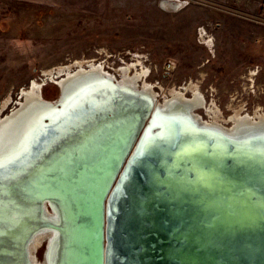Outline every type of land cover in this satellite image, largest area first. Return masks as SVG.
Here are the masks:
<instances>
[{
  "label": "rangeland",
  "instance_id": "obj_1",
  "mask_svg": "<svg viewBox=\"0 0 264 264\" xmlns=\"http://www.w3.org/2000/svg\"><path fill=\"white\" fill-rule=\"evenodd\" d=\"M160 2L0 0V111L7 97L10 99L1 113L7 115L15 109L21 92H29L33 81L40 85L42 100H55L59 81L66 77L57 76L55 70L73 65L71 74L82 62L86 69L95 63L113 76L121 66L135 64L131 76L146 70L140 84L144 80L153 85L158 101L171 89L193 84L207 105L198 113L204 121L210 119L207 110H217L226 119L238 109L252 116L258 110L264 114V0H187L175 10ZM51 70V76L45 75ZM114 79H120L119 74ZM186 94L191 96L189 88ZM149 145L154 151L162 147L154 141ZM20 181L7 189L11 206H0L2 242L15 237L30 219L27 206L23 209L27 199L18 188ZM147 195L148 189L144 195L139 192L135 207L147 208ZM259 202L253 204V211L244 204L232 216L224 205H212V224L198 223L197 241L187 239L200 249L180 251L178 264H193L202 257L216 262V251L234 248L244 253L242 258L254 254L257 264H264V203ZM241 214L246 216L243 224L249 222L253 233L236 234L241 229ZM140 221L135 219L137 228ZM17 224L18 231L12 228ZM46 243L42 241L36 251L38 261L43 259ZM209 249L211 255L204 256ZM170 253L164 254L165 261L177 259Z\"/></svg>",
  "mask_w": 264,
  "mask_h": 264
},
{
  "label": "water",
  "instance_id": "obj_2",
  "mask_svg": "<svg viewBox=\"0 0 264 264\" xmlns=\"http://www.w3.org/2000/svg\"><path fill=\"white\" fill-rule=\"evenodd\" d=\"M60 93L61 89L57 101L47 102L59 108ZM100 113L95 126L93 121ZM85 114V110L76 113L86 121ZM93 115L89 127L72 130L67 139L50 144L39 166L28 170L18 184L23 197L38 209L40 205L51 208L53 203L59 212V221L47 224L61 235L57 264H122L128 260V264H178L177 259L165 261L164 254L176 256L185 249H200L187 240L189 231L198 223L212 224V205L218 202L228 209L232 200L241 208L247 199H264L263 127L254 125L232 136L224 128L199 123L188 111L172 113L168 129L161 132L166 120L150 122L148 109L136 105ZM148 135L156 136L154 144L162 145L158 162L153 155L159 149L146 147L143 140ZM193 138H200V143H193ZM104 143L106 147L101 146ZM146 162L152 164L153 174L139 172ZM187 183L192 190L183 187ZM147 189L149 206L138 209L134 199ZM201 201L202 208L197 207ZM0 203L11 206L4 198ZM131 208L139 212L140 227L136 232L134 220L128 244L121 250L120 238L127 235L122 219ZM36 227L28 225L7 242L0 240V264H24L25 243ZM12 228L18 231V224ZM224 250L229 254L219 249L214 257Z\"/></svg>",
  "mask_w": 264,
  "mask_h": 264
},
{
  "label": "bare ground",
  "instance_id": "obj_3",
  "mask_svg": "<svg viewBox=\"0 0 264 264\" xmlns=\"http://www.w3.org/2000/svg\"><path fill=\"white\" fill-rule=\"evenodd\" d=\"M72 66L73 65L60 67L55 70L57 76H60L61 74H63L60 76L61 78L62 76H66L64 79L59 81L60 86L58 84L59 89H61L59 108H56L48 103L46 99L42 100V95L39 93L40 85H36L34 81L31 83L32 89H28L30 90L29 92H21L22 98L20 99V102H16L18 107L16 106L17 108L15 107V109L11 110V112L7 115L4 114L5 116L1 112L8 104L10 100L9 97H7V99L3 102L2 110L0 111V160H3L4 164L3 167H0V187L3 194L0 195V200L1 198L7 199L6 195L9 196L7 189L13 182L21 179L23 176H27L29 172L28 170L33 168L36 164L39 166L38 163H41L42 161V152L47 150L50 144L56 143L57 145L63 139H67L72 130L81 129L89 125L88 121L90 118L95 117L93 114L96 111H114L117 107L122 109L124 106L128 107L135 105L139 108L146 107L149 113L152 114L150 122H161V120H166L163 124L161 132L162 130L166 131V129H168V119H170L172 113L182 114L188 111L199 123L212 127L224 128L232 136L244 133L255 127L254 125L264 128V114L259 110L256 111L253 116L242 112L241 109L233 110V114L227 119L226 117L219 116L220 113H218L217 110H207L210 119L204 121L203 117H201L198 113H200V110L205 109L207 105L205 106V99H203V96L197 92L195 88L196 86L193 84L189 87L186 86L180 89L175 88L169 90V94L163 96V99L157 104L159 100L158 92L153 89V86L148 85L144 80L143 84H140L144 75L147 74L146 70H137L131 76V67H134L135 64L123 67L121 66L120 69H117L116 74H119L120 79H116V85H112L109 79H114L116 74L113 76L112 73L103 71L100 65L90 63L86 69L81 62L77 65L79 68L78 71L70 74V67ZM51 72L52 70L47 71L45 72V75L50 74ZM51 75L52 73L49 76ZM187 87L192 92L191 96H187L186 94V90L188 89ZM52 101V103H54V101H57V98ZM81 110H85L86 112L85 116L87 115L88 117L86 121L76 115V113ZM101 116V113L98 114L93 123H99V118ZM45 119L47 120V123L44 122ZM150 122H148V126L150 125ZM186 129H188V127H186ZM83 134L78 136L77 139L81 138ZM155 137L156 136L148 135L143 139L147 145L146 147H148L150 142L155 141ZM199 139L200 138H193V143H200ZM153 156L158 162V156L159 159L161 157L160 150ZM152 167L151 163L146 162L140 167L139 172L141 173L142 170H144L145 174L146 172L150 173ZM190 185L191 184L187 183L183 187L187 188V190L188 188L189 190H192ZM236 197H238V193ZM259 201L264 203V199L260 198L247 199L244 202L248 204L249 208H251L253 204L258 203ZM202 203V201L196 203V206L202 208V206L199 205ZM234 203L235 201L230 200L228 209L231 216L234 214L235 209H240V207L236 206ZM50 204L52 209L49 206L44 208L41 205L38 209L37 205L32 201L26 200V202H24L23 209L27 206L25 212L30 219L26 223L27 226H25V224L20 230L23 231L26 227H28V225H37V227L34 228V233L31 232V234L33 233L32 236L25 243L26 250L23 255V258L25 257L24 264H57L58 262L59 246L57 244V240L61 237V235H59V232L53 229V227H47V224L48 221H54L57 223L60 215L56 206H54L53 203ZM1 205L3 204L0 203V206ZM204 216L206 215H202V218H204ZM124 217L122 219V222L125 219L123 229L127 230V235H123V237L120 238L119 244L121 250H124L127 246L128 240L130 239V229L135 225V209L131 208L129 212L125 213ZM243 217L244 215L241 214V229H239L236 234L239 233L242 235L247 233L246 235H249L250 232H253L249 229V222H244L243 224V219L246 216L244 218ZM196 218H199V216ZM196 225L197 224L193 226L194 229L199 228V226ZM139 227L137 228L136 226L134 228L136 229V232L139 230ZM194 229L192 232L189 231V237H191L192 241H197L195 232L200 229ZM48 239L50 240L48 241ZM44 240L45 243L47 242L44 246L42 254L44 261H38L36 260L35 251ZM234 249L229 250L230 255L226 250H224L222 254H220L221 257L220 255L217 256L216 262H212V259L209 258L204 260L202 257L199 258L200 260H196V262L193 261V264L258 263V260L254 258V255H249L248 257L244 256L245 258H242L244 253H237L238 251L236 248ZM205 252L204 256L210 254L211 249ZM181 257L182 255L178 254L177 260L179 261Z\"/></svg>",
  "mask_w": 264,
  "mask_h": 264
},
{
  "label": "built area",
  "instance_id": "obj_4",
  "mask_svg": "<svg viewBox=\"0 0 264 264\" xmlns=\"http://www.w3.org/2000/svg\"><path fill=\"white\" fill-rule=\"evenodd\" d=\"M187 0H161V6L165 8L172 7V10L179 9Z\"/></svg>",
  "mask_w": 264,
  "mask_h": 264
},
{
  "label": "flooded vegetation",
  "instance_id": "obj_5",
  "mask_svg": "<svg viewBox=\"0 0 264 264\" xmlns=\"http://www.w3.org/2000/svg\"><path fill=\"white\" fill-rule=\"evenodd\" d=\"M115 81H116V80H115ZM150 86H153V85H150ZM153 89L155 90L154 86H153ZM162 96H163V95H162ZM203 99H204V98H203ZM154 103H155V102H154ZM158 103H159V101L157 102V104H158ZM205 104H206V103H205ZM40 246H41V245H40ZM40 246H39V247H40ZM39 247H38V248H39ZM37 250H38V249H36V251H37ZM36 251H35V252H36ZM43 251H44V250H43ZM36 260H37V256H36ZM42 261H43V259H42Z\"/></svg>",
  "mask_w": 264,
  "mask_h": 264
},
{
  "label": "crops",
  "instance_id": "obj_6",
  "mask_svg": "<svg viewBox=\"0 0 264 264\" xmlns=\"http://www.w3.org/2000/svg\"><path fill=\"white\" fill-rule=\"evenodd\" d=\"M34 1H36V2H46L48 0H34Z\"/></svg>",
  "mask_w": 264,
  "mask_h": 264
},
{
  "label": "snow or ice",
  "instance_id": "obj_7",
  "mask_svg": "<svg viewBox=\"0 0 264 264\" xmlns=\"http://www.w3.org/2000/svg\"><path fill=\"white\" fill-rule=\"evenodd\" d=\"M3 164H4L3 160H0V167H3Z\"/></svg>",
  "mask_w": 264,
  "mask_h": 264
},
{
  "label": "trees",
  "instance_id": "obj_8",
  "mask_svg": "<svg viewBox=\"0 0 264 264\" xmlns=\"http://www.w3.org/2000/svg\"><path fill=\"white\" fill-rule=\"evenodd\" d=\"M45 98V97H44ZM48 99V98H47Z\"/></svg>",
  "mask_w": 264,
  "mask_h": 264
}]
</instances>
